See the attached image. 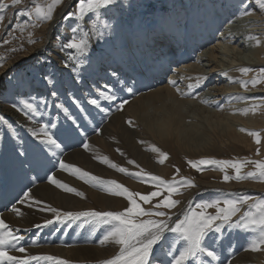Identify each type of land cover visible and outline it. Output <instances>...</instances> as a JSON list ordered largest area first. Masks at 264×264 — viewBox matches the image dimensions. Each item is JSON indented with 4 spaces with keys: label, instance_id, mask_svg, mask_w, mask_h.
<instances>
[{
    "label": "rangeland",
    "instance_id": "rangeland-1",
    "mask_svg": "<svg viewBox=\"0 0 264 264\" xmlns=\"http://www.w3.org/2000/svg\"><path fill=\"white\" fill-rule=\"evenodd\" d=\"M68 1L70 0H64V3L58 6L57 10L53 14V19H54V16L58 15L59 13V17L57 16L58 18L53 22L51 41L53 40L54 42L52 43L51 46L47 45L38 54H35L33 56V60L30 62L21 61L22 55L26 51H28L32 45H34L28 43L29 32L33 34L32 38L38 42L44 37L43 30L45 28L44 26L45 23L42 24L39 28H35V29L31 27H27L23 32H21L20 29L17 28V25L23 26L25 22L28 21V18L26 16H23L21 12L22 10H26L28 7L31 6L30 0H24V3L18 6H12L11 0H3L4 3L9 5V7L6 9H0V15L5 17L4 21L0 22V64L4 65L7 62H10L12 59L20 58L18 59L20 63L15 64V66L12 67L10 71L5 73L3 77L0 78L1 81L0 111H1V115L5 118L6 123L4 124L6 126V129L11 134L13 132L14 136H16L18 141H20L19 146L24 154L31 153L32 141L37 139L32 135H28L29 133L26 134L24 129L28 126L29 127L32 126L31 121L38 120V118H40L39 121L41 120L39 122V125L42 124L44 125L49 121L57 125L56 128L50 129L56 138L63 135L67 138L75 139L79 144L74 148L82 146L81 141H83L90 145L91 150L93 146H95V148L99 150L100 148L99 145L95 143V141L90 140V137L88 135L84 134L85 133L84 130L82 131L83 127H81L82 128L81 130L79 129L76 130L73 127L77 126L78 122L79 123L83 122L84 125L88 128L89 126H91L92 123L93 125H95V131L93 132L95 133L98 131L99 128L103 129L102 126H104L106 122L110 119L109 118L110 113L102 111L103 108H100L101 106L96 107L88 103L90 99L98 98V92L102 91V88L107 90L105 87H103L102 83L106 82L108 80L107 78L111 76L108 73L109 72L108 70H105V72H103L104 75L101 79L100 78L96 79L95 75L92 73L93 70L92 68H94L96 64L99 65L102 63L101 61L98 60V58H102L101 56L103 55H100L97 52L104 45L108 46L106 48H110V50H112L115 54H117L116 57L117 56L119 57L120 55H118L119 53L118 49L120 48L122 49L125 46H129L130 41L136 42L137 40V43L139 44V46L138 44L137 46L138 48H140L139 50L142 51L140 46L142 45L143 41H141L140 38L147 40V38L151 39L152 35L154 34L156 35L157 33H163L168 31L170 32V34L172 33L171 35L174 37H176L177 35V37L180 40L179 46L177 47L174 53L177 54L178 56L181 54L186 56V52H184L185 50H183L184 45L188 47L190 45V42L198 40L199 34L201 33L205 34L207 30L211 31L210 29H212L213 30L212 32L215 33L216 31L220 30V28L223 27L226 32V35H228V33L232 35L233 32L231 31L233 30V28L231 27V24H229L228 21L233 17L234 18L236 17L235 19L233 18L234 20L241 19V17L243 16L241 13L244 11L243 9L239 8V0H234L230 4H227L224 0H221L225 2V4L222 3V5L226 7L225 10L227 12L226 14L223 15V18L221 17L222 19L217 25L216 24L210 25L209 22H213L212 18H215L214 16L216 15L210 16L206 11H204V9L201 12V9L204 7L205 8L208 7V4L210 2L212 3L213 0H203V1L201 0L202 5L200 6V8L198 5H196L198 4L196 3L197 0H116L115 5L109 6L108 9L100 10L99 19L96 18L95 14L89 13L83 21H77L74 17H68L67 14L69 11L74 10V7L78 3V0H71V2L66 6ZM215 1L218 2L219 0H215ZM38 2L45 3L47 2V0H38ZM255 6L259 7V5L256 4ZM262 12L264 13V11ZM183 15L184 16L187 15V19L185 22L186 25H182L179 23L182 20L179 18H181ZM93 20L96 21V28L98 30L96 34H93L90 31ZM170 23H172L171 27H169ZM77 24H80L85 31H89V37H90L89 49L88 52L83 55L76 54L75 50L61 51L60 49L61 42H67L69 40V38L73 35L72 29L76 27ZM77 32H79V29H77ZM216 36H218L217 33L214 36L212 34L208 35L206 42L214 43L213 41L216 40ZM181 37H183V39ZM223 37H220V39L221 40L224 39ZM5 39L9 40V43L5 44L4 43ZM13 49H16V51H13ZM52 49L55 50V52H53ZM246 49L247 50L245 49L243 50L247 52L249 50V46H247ZM146 50H147L146 47H144L143 48V52L145 51L144 54L146 53ZM169 50L171 51V49ZM69 52H72L74 55L79 56V60L82 62L79 63L78 66L74 67V65L70 64L67 61L66 56L68 55ZM132 52L134 55L136 53L137 55L141 53V52H135L134 50H132ZM192 52H193L192 57L193 55H195L194 54L195 52L197 54L199 53L198 49L197 51H194V49H192ZM227 56L228 55H224L225 58H227ZM137 61L138 62H136L135 66L139 64L143 68L147 67L148 74L154 73L157 69L156 67H158V65H154L153 62L150 64L147 63L148 61L147 59L139 61L137 58ZM244 62L242 67L251 68L249 64H246L247 63L246 59H244ZM65 64H68V66L65 67ZM2 67H0V69ZM143 68L139 70L140 74L142 75L146 70ZM251 69H253L252 71L254 72L253 77H255L257 75L256 68L252 67ZM258 69L259 68H257V71ZM132 71H134L133 68L130 69V72ZM168 73L169 75H172V72H168ZM168 73L163 74L164 75L163 79L167 76ZM196 77L198 76L197 75L186 76L187 92L191 93V95L187 97H192V98L195 97L201 91V89L206 87V82L204 81L200 87L189 89L188 85L195 84ZM166 78L168 79L169 77L167 76ZM233 79L251 80L252 78L244 79V74L239 72L238 76H233ZM94 80L96 81L92 86L97 85L96 90H93L92 87L91 88L89 87V83L91 81L94 82ZM98 81H101L99 85L97 84ZM139 81L141 82V80ZM138 84L139 82L138 83L135 82V85ZM154 84L159 85L160 83L154 81ZM262 84L264 86V83ZM35 86H42L43 87L42 91L41 92L37 91L35 89ZM113 86L114 84L111 83V87L108 90L111 91ZM88 87L90 88V93L93 95L91 97L89 96V93L86 94L84 92V89ZM121 89H124V86H121ZM262 89H264V87ZM26 92L28 93V95H25ZM52 92H56L58 93V95L53 96L51 95ZM20 94L21 96H19ZM237 97H240V95L237 94ZM41 100H43L46 103V107L44 106V104L40 105V111L45 113L43 117H36L33 120H28V118L24 115L22 111H18V109L22 107L20 103L21 101L39 103ZM243 100L244 99L236 101L238 102V108L235 107L236 108L235 111L232 110L233 113L237 114V112L245 109L246 106L244 103L245 100L244 101ZM115 102L116 101L107 102V100H103V98H99V105L106 103L107 106H111ZM56 103L63 104L68 109V111L70 112V117L68 118V121L67 119H63L61 115H58L56 113V107H55ZM14 104L16 105L15 108L13 107ZM81 106H83L86 109V111H89L88 114L81 113L80 111L82 109ZM201 119L202 117H200V119L199 118L196 119V121L200 122L199 125L201 124L200 125L201 128L198 126L192 127L193 130L188 136V138H190L191 140L188 143L185 142L184 144H181L179 141H174L172 148L171 147L169 148L168 146L161 144L162 141L161 142L154 141L152 144H149V145L154 144L155 146L159 147L162 151L168 153V159L164 163L167 169L165 174L146 168L143 164L139 162V160L132 153L129 154L127 152L126 147H122V152L124 153L123 156L125 157V159L124 158L121 159L119 156H117V158L115 156L114 157L109 156L107 152H104V154L103 155L101 154V156H108V158L110 157L109 159L113 163H116L122 167H127L131 171H138V169H136L134 165H129L127 163V160L129 159L135 160L136 163L139 164L141 167H143L146 171L151 172L152 174L155 175H160L166 180L172 179L173 176H176L177 179H179L180 177L191 178L195 182L197 187L187 189L185 190V192L189 191L191 193V194L189 193V195L190 197L191 196L192 197L191 198L184 197V195L174 197L176 199L181 200V204L178 205V207L180 206L181 207L177 209H173L172 210L173 212H176L182 208H186L188 206L189 201H191L192 205L194 206L196 203H199L201 200L231 199L234 198L235 195H240V196L248 195L253 197L264 198V190L256 192L257 189L254 187L253 188L240 187L242 188L240 191H232V190L228 191L220 187H212V188H206L205 190L199 193L196 192L199 187H208L207 186L208 184L205 185L204 183H210L213 181L223 182V173H221L219 170H213L212 167H206L202 172H198L196 171V169L192 168L188 164L189 160H199L201 158H214L218 160H230V159L241 160L245 158L264 159V123L261 124L260 127L251 126V131H258L261 133L260 145H257L254 140H252V142H246L247 144L243 143L240 145L232 142L229 138L226 137V134H224V131L222 130L224 123L222 122L225 121H222L221 123H219L220 122L219 120L217 122L207 121L202 123ZM73 121H75V123ZM8 124L12 125L11 130L8 128ZM63 126L65 128H63ZM233 126L236 128L237 131L240 132L241 126L239 122L236 121L233 122ZM37 127L35 126V129ZM0 136H3V132H0ZM257 148L260 149V155H256ZM171 150H173V152ZM56 158L58 161H60V155H56ZM7 160H10V157L6 155L0 157V161H1L0 168L4 166L3 164H5ZM63 160L65 163L79 167L84 171L91 172L92 174L100 176L104 179H114L124 184L132 191L148 193L154 190L151 183H140L134 179L126 177L122 173L120 174L119 172L117 176L111 174H99V173L97 174V172L87 167L86 163H81L80 161H77L75 159L71 160L69 158H64ZM177 168L180 170L178 175L176 174ZM251 170H253L252 165H248L244 169H242L243 172H248ZM227 171L230 175L234 174L232 169H228ZM50 175H52L51 172ZM54 175L56 176L57 179L61 181H63V179L65 178L59 175L58 173ZM75 178L78 179L77 177ZM64 180L65 181L63 182L67 183L69 186L75 187L78 190L85 193V196L83 198H84V203L87 206L83 205L81 207L70 209L63 207L61 205L52 204L47 200L44 201L36 196L37 199L44 202L40 205V207H45L46 206L45 203H47V205L58 208L61 211L77 212V211H87V210L119 211V210H123L125 207L128 206L126 199H124L123 197H115V196L114 197L116 198V200L120 199L116 201L117 203L115 202L117 205L113 204L108 207L104 206L101 203H97L93 201V199L90 197L87 191L83 189L82 186L71 182V180H68L67 178H65ZM244 181L250 183L255 182V184L260 183L252 179L244 180ZM229 182H237V181L231 180ZM83 184L85 185V183ZM86 185L85 186L88 189H92L95 191L97 190L96 188L89 186L88 184ZM194 193L196 194L194 195ZM144 207H148V205H144ZM9 209L11 208L9 207L8 209H5L3 211ZM209 211L214 212V209H210ZM1 212L2 211H0V213ZM43 213L44 214L41 215H37L36 213H33L35 216L36 223H34V225H31L29 229H26L28 231L24 233L20 231L17 232L18 235H22L25 237V239L21 241L20 244V246L25 247L27 250L26 253H23L24 256L27 255L52 256L58 258V260H67L69 261V264H99L100 261L111 258L118 251L117 248L118 246L113 243L110 244L109 242L108 244L107 243L103 244V246L114 245L116 247L111 246L112 251L110 253H107L109 255H105L101 258L91 257L88 260H76L73 258L66 257L63 254L61 255L58 252L55 253L47 252L45 250L46 246L52 245L55 246L56 249L58 246L61 247L69 246L71 242L74 240L73 239L74 237H78L76 239L78 240V242L74 243L75 246L78 245L85 246V244H87L88 246L91 247L92 246L99 247L100 245H102L100 243V240L103 238V235L105 234V230L108 226L82 224V220H77V221H65L63 223H55L53 225H48L46 227L36 228L35 227L36 224H43V222L46 219L53 218V213L47 211ZM13 230L17 231L16 229ZM216 236L219 237V243L215 246V251L219 254L220 261H222L223 264H229V262H231V264H242L241 260L235 261L234 259L236 258V256L241 254L244 249H247L248 241L251 238H253L254 234L244 232L240 229H231L225 226L224 230L220 234H216ZM32 241H35L36 243H32ZM79 242L81 244H79ZM206 242L210 243V240ZM210 250L212 249L210 248ZM113 252L114 254H112ZM251 252H247L246 254H248V256L244 255L243 259L244 260L249 259L252 254ZM231 258L234 260V262L231 260ZM203 259L208 261V264H220V262L212 261L211 258L206 256H204ZM258 263L264 264V260ZM30 264H57V260L31 261Z\"/></svg>",
    "mask_w": 264,
    "mask_h": 264
},
{
    "label": "bare ground",
    "instance_id": "bare-ground-1",
    "mask_svg": "<svg viewBox=\"0 0 264 264\" xmlns=\"http://www.w3.org/2000/svg\"><path fill=\"white\" fill-rule=\"evenodd\" d=\"M224 1L230 4L234 0ZM224 1L219 0L216 2L213 0L212 3L210 2L208 4V7L201 9V12L204 9L210 16L216 15L214 16L215 18H212L213 22H209L210 25H217L223 18V15L226 14V7L222 5V3L225 4ZM69 2L70 1L67 2L66 6ZM196 3H198L196 5L200 8L202 5L201 0H197ZM239 8L251 12L252 15L242 16L239 20H234L236 17H233L234 19H229L228 22L233 28L231 31L233 32L232 35L230 33L226 35L223 27L215 33L212 32V29H210L211 31L206 29V33L199 34V39L190 42L188 47L183 44V50H185L186 56L181 54L179 56H174L171 60L168 58L170 54L175 52L179 46L180 40L177 35L176 37L178 39L172 36V33L170 34L167 30V32L152 35L151 39L147 38L146 40L140 38L141 41H143L140 46L142 51L138 48L139 44L137 40L136 42L130 41L129 46L118 49L119 57H116L117 54L110 50V48H106L108 46L104 45L100 48L97 53L103 55L101 56L102 58H98L102 63L99 65L96 64V66L92 68V73L95 75L96 79H101L104 75L103 72H105V70L109 71L108 73L111 76L107 78L108 80L106 82L102 83L103 87L107 90L102 88V91H108L109 94L115 93L117 100L111 106H107L106 103H103L104 106L103 104L100 105V108H103L102 111L110 113V119L102 126L103 129L99 128L97 132L93 133L95 131V125L91 123V126L87 128L83 122H78V125L73 127L76 130H81V127H83L82 131L84 130V134L88 135L90 140L95 141L100 148L99 150L95 148V146L92 147V150L90 148L85 150L83 146L74 148L79 143L73 138H67L62 135L57 137V139L62 143L63 151L54 149L56 155H60V160L64 158H69L71 160L75 159L81 163H86L87 167L97 172V174H111L117 176L118 172L116 170L109 168L106 164L101 163L100 160L94 159L93 156H101V154L103 155L104 152H107L109 156H115L116 158L119 156L121 159H125L124 156L120 155V152H122V147H126L127 152L129 154L132 153L146 168L165 174L167 170L166 165L159 164L157 162V154L146 150L150 146L149 144H152L154 141H162L161 144L172 148L174 141H179L181 144L185 142L188 143L191 140L188 136L193 130L192 127L198 126L201 128V124L199 125L200 122L196 121V119H200V117H202V123L207 121L217 122L218 120L220 121L219 123H221L225 121L222 122L224 123L222 130L224 134H226V137L236 144L241 145L243 143L247 144L246 142H252L254 139L249 136L247 132L241 130L240 132L237 131L233 126V122H239L241 129L243 128L250 131L251 126L260 127V125L264 123V107L258 109L255 113L248 112L244 114L242 110L235 114L232 110L235 111V107L238 108V102L236 101L239 100L233 99L232 97H237V94L240 95V97H244L245 101H243L246 105V109L253 103H260V100L264 98V89H262L264 86L261 84L262 88L261 85H257L253 88L249 84L248 91H245L237 82L243 79H233V76H238L240 72L239 69L245 63L244 59H246V64H249L251 68H256V72L257 68L264 67V13L258 6H255L254 0H244L243 6L241 0H239ZM57 16L59 17V13L54 16L52 21L45 23V28L43 30L44 37L32 45L29 50L22 55L21 61H32L35 54H38L47 45H52L54 42L53 40L51 41L53 22L57 19ZM179 19H182L181 22H179L180 24L186 25L187 15H183ZM171 24L172 23H170L169 27H171ZM216 33L218 36H216V40L213 41L214 43L206 42L208 35L212 34L214 36ZM249 36L259 38L261 40L260 45H257L253 40H249ZM220 37L224 39L221 40ZM181 38L183 39V37ZM143 46L147 49L145 54V51L143 52ZM247 46H249V50L246 52L243 49L247 50ZM169 49H171V51ZM192 49H194V51L198 49L199 53L197 54L195 52V55L192 57ZM132 50L141 53H139V55H137V53L134 55ZM52 51L55 52L53 49ZM224 55H228L229 57L227 56V58H225ZM137 58L139 61L147 59V63L149 64L160 59L161 61H158L160 62V66L156 67L157 69L154 73L148 74L147 67L143 68L139 64V67L138 65L135 66L136 62H138ZM18 59L20 58L12 59L10 62L3 65L0 69V78L10 71L15 64L20 63ZM131 68H133L134 71L130 72ZM141 68L146 69L145 71L143 70V75L139 72ZM164 72H172V75L168 73L167 76L169 78L167 79L166 76L163 79ZM225 72H227V76L223 75ZM188 75L208 77V79L205 80L206 87L201 89L193 98L181 96L177 92V88L182 92H187L186 76ZM137 76H140L141 79L136 78ZM253 76L254 72L251 71L247 75H244V79H250L253 78ZM139 80H141V82ZM170 80H175L176 84H170ZM95 81L96 80L89 83V87H92L93 90L97 89V85L92 86ZM154 81L160 84L156 85L157 83L154 84ZM100 82L101 81H98L97 84L99 85ZM135 82H139V84L135 85ZM111 83L114 84V86L110 91L108 89L111 87ZM121 86H124V89H121ZM89 87L85 88L84 92L86 94L89 93L91 97L93 95L90 93ZM129 87L133 89L131 93L127 91ZM35 89L41 92L43 87L35 86ZM25 95H28V93L26 92ZM19 96H21V94ZM202 99L208 100L209 103H201ZM124 100L129 101V103L122 111H116L117 105ZM56 105L58 104L56 103ZM81 107V113L88 114L89 111H86L83 106ZM56 113L61 115L63 119H67V121L70 117L69 111L66 115L63 110L57 107ZM39 119L40 118L31 121L32 126H28L24 129L26 134L29 133L28 135H32L31 130L35 129V126H38L37 122L41 121H39ZM129 119L134 121L133 126L128 125L127 121ZM63 128L65 127L63 126ZM0 132H3V136H0V157H3V155L10 157V160H7V162L3 164L4 166L0 168V211H2L0 215H2L5 222L8 223L12 229L18 230L17 232L20 231L24 233L28 231L26 229H29L31 225L36 223L33 213L37 215L44 214L35 206L29 209L27 205L18 204L17 198H22V193L27 192L29 189H31L35 198L37 196L55 205H61L70 209L86 205L84 203V198L66 193L56 188L54 185L49 184L46 175H50V172L52 175L58 173L68 180H71V182L82 186L93 201L101 203L104 206L108 207L113 204L115 205L117 203L116 201L120 200H116L114 196H110L103 192L88 189L86 187L87 185L85 184V186L83 184L84 182L76 179L70 172L61 170L56 155L53 156L51 152H45L43 154L39 152L36 147L39 144L38 139L32 141L31 153L21 155L22 149L19 146L20 141L14 136L13 132L11 134L6 129L4 123L0 124ZM141 140L145 143H140L139 141ZM117 148L120 149V152L117 151ZM171 151L173 152V150ZM64 179L63 181H65ZM204 184H208L206 188L220 187L228 191L237 187H254L257 189L256 192L264 190V183L255 184V182L250 183L244 180L227 183L213 181ZM189 193V191L184 192V197H190ZM13 204L21 208L24 212L22 217L16 216L10 209L3 211L9 207L11 208ZM45 204L47 206V203ZM180 207L177 206V208ZM77 238L78 237H74V240L69 246H58L56 249L55 246L50 245L46 246L45 250L49 253L58 252L61 255L63 254L66 257L76 260H88L91 257L101 258L105 255H109L107 253H110L112 251L111 248L114 246L100 245L99 247H91L87 244H85V246H75L74 243L78 242V240H76ZM79 244L81 243L79 242ZM247 252L251 251H246L244 249L234 260H241L242 264H256L264 260V251L251 252L250 258L244 260L243 256H248V254H246ZM10 254L24 257L23 253L16 252L15 250H10ZM112 254H114V252ZM231 260L234 262L232 258Z\"/></svg>",
    "mask_w": 264,
    "mask_h": 264
},
{
    "label": "snow or ice",
    "instance_id": "snow-or-ice-1",
    "mask_svg": "<svg viewBox=\"0 0 264 264\" xmlns=\"http://www.w3.org/2000/svg\"><path fill=\"white\" fill-rule=\"evenodd\" d=\"M24 0H11L12 6L22 5ZM64 0H47L45 3H40L38 0H30V7L22 10L21 14L28 18L23 26L17 25L21 32L27 27L39 28L42 24L53 20V14L57 7L62 5ZM116 0H78L73 11L68 12V17H74L77 21H83L89 13L95 14L96 18L100 17L101 9H108L109 6L115 5ZM242 6L244 0H241ZM255 4L264 11V0H255ZM9 5L0 0V9H6ZM243 16L252 15L251 12L244 10L241 13ZM4 16L0 15V22H3ZM79 29V32H77ZM90 31L93 34L97 33L96 21H92ZM73 35L67 42H61V51L75 50L76 54H86L89 49V31H85L80 24L72 29ZM33 34L29 32L28 43L35 44L37 41L32 38ZM249 40L255 41L260 45L261 40L255 36H249ZM4 43H9L5 39ZM16 51V49H13ZM67 61L75 66H78L82 61L78 55L69 52L66 56ZM3 65L0 64V67ZM68 64H65L67 67ZM241 73L247 75L253 69L242 67L239 69ZM227 76V72L223 73ZM207 76H198L195 78V84H189L188 88H198L207 80ZM51 82V81H50ZM245 91H248L249 84L255 88L258 84L264 83V67L257 71V75L251 80L237 81ZM170 84L175 85V80H170ZM131 93L133 89L127 88ZM177 92L181 96H190V92H182L177 88ZM51 95L57 96L58 93L52 92ZM99 98H103L109 102L116 101L115 93L109 94L108 91L98 92V98H93L88 101L93 106L99 107ZM233 99L242 100L244 97H232ZM22 107L18 111H22L28 120H33L36 117H43L45 113L40 111V105L46 103L41 100L39 103L27 101L20 102ZM78 103V101H77ZM129 101L124 100L116 107V111H122ZM201 103H209L208 100H201ZM15 108L16 105L14 104ZM57 108L63 110L67 115L68 109L63 104L56 105ZM264 107V98L260 103H253L248 108L244 109V114L248 112L255 113L258 109ZM75 123V121H73ZM0 123H6L5 118L0 115ZM129 126L134 125V121H127ZM38 128L32 129L31 134L39 140L36 146L41 154L51 152L56 155L54 149L63 151L62 143L58 142L53 132L50 130L56 128L57 125L49 121L44 125H39ZM11 130L12 125L8 124ZM251 136L257 145L261 144V133L258 131H250L241 129ZM140 143H145L143 140ZM85 150L90 148V145L81 141ZM157 154V162L164 164L168 159V153L162 151L159 147L150 145L148 149ZM120 152V149L117 148ZM21 155H24L22 152ZM120 155H124L120 152ZM256 155H260V149H256ZM94 159L100 160L109 168L124 174L126 177L134 179L140 183H151L154 190L148 193L132 191L124 184L114 179H104L94 175L91 172L84 171L79 167L65 163L63 159L59 161V168L63 171H68L72 176L84 181L98 191L115 197H123L127 201V207L123 210L113 211H61L58 208L47 205L40 207L43 201L35 198L31 189L22 193V198L18 197L17 202L20 205H27L29 209L34 206L41 212L53 213L52 219H46L43 224H36V228L46 227L55 223H63L65 221L82 220V224L106 225L103 238L100 243H113L118 246V251L111 258L104 259L99 264H208V261L203 257H209L212 261H220L219 254L215 251V246L219 243L220 234L225 226L231 229H240L244 232L254 234L253 238L248 241L246 251L259 252L264 251V198L253 197L248 195H235L231 199H210L201 200L194 206L189 201L186 208H182L176 212L177 206L181 204L180 199L176 196L184 195L185 190L196 188L195 182L188 177L173 176L172 179L166 180L160 175L152 174L146 171L143 167L136 163L135 160H127L129 165H134L138 171H131L127 167H122L113 163L107 156H93ZM188 164L202 172L206 167H212L213 170H219L223 173V182L227 183L231 180H256L264 183V159H241V160H218L214 158H201L199 160H189ZM252 165L253 170L243 172L246 166ZM228 169H232L234 174L230 175ZM179 169H176V174H179ZM47 182L54 185L56 188L74 194L78 197H84L85 193L75 187L69 186L67 183L56 178L55 175H46ZM166 193V194H165ZM148 205V207H144ZM246 206V208H245ZM214 209V212H210ZM11 212L16 216L22 217L24 212L15 204L12 205ZM18 231V230H17ZM8 223L5 222L0 215V264H30L31 261L38 260H57V264H69L67 260H58L52 256H34L27 255L24 257L10 254V250H15L19 253H26V248L20 246L24 236L18 235ZM210 243L206 242L209 241ZM32 243H36L32 241ZM210 248L212 250H210ZM231 264V262H229Z\"/></svg>",
    "mask_w": 264,
    "mask_h": 264
},
{
    "label": "water",
    "instance_id": "water-1",
    "mask_svg": "<svg viewBox=\"0 0 264 264\" xmlns=\"http://www.w3.org/2000/svg\"><path fill=\"white\" fill-rule=\"evenodd\" d=\"M70 2H71V0H70ZM70 2H69V3H70ZM63 11H64V10H63ZM63 11H62V12H63ZM61 14H62V13H61ZM61 14H60V15H61ZM57 18H58V17H57ZM205 189H206V187H200V188H198V190H197L196 192L199 193V192H201V191H203V190H205ZM241 189H242V188H234V189H230V190H232V191H240ZM195 194H196V193H194V195H195ZM194 195H193V196H194ZM191 197H192V196H191Z\"/></svg>",
    "mask_w": 264,
    "mask_h": 264
}]
</instances>
